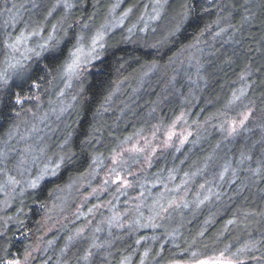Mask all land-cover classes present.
<instances>
[{
  "label": "trees",
  "instance_id": "16d2710c",
  "mask_svg": "<svg viewBox=\"0 0 264 264\" xmlns=\"http://www.w3.org/2000/svg\"><path fill=\"white\" fill-rule=\"evenodd\" d=\"M115 1L0 0V154L27 140L54 165L14 198L0 226V264L221 256L264 264V0H171L154 29L114 28L71 89L68 109L48 118L47 132L35 128L57 100L79 35L101 28ZM152 1L126 4L135 19ZM247 110L246 123L229 133L226 120ZM181 115L191 138L158 152L147 169L146 181L159 183L157 213L121 231L99 214L88 223L101 200L80 201L100 169L131 140Z\"/></svg>",
  "mask_w": 264,
  "mask_h": 264
},
{
  "label": "rangeland",
  "instance_id": "374dc122",
  "mask_svg": "<svg viewBox=\"0 0 264 264\" xmlns=\"http://www.w3.org/2000/svg\"><path fill=\"white\" fill-rule=\"evenodd\" d=\"M126 1L116 0L109 20L101 28L93 30V33L88 38H85L84 35H79L77 44L70 52L62 88L55 96L57 100L51 103L50 111H47L44 116L38 117V122L35 123L36 129L40 130L42 127L44 131H48V128H44L45 124L50 125L48 120L53 118L54 121H57L62 112L68 109L70 106L68 101L70 99L67 101V98L71 95V89L75 87L74 84L81 78L82 74L90 68L92 62L100 59L105 45V37L108 33L112 32L114 28H122L123 26H126L130 31L134 27V29L138 28L137 30L140 33L154 29L157 22L163 18L171 0H153L151 3L145 4L144 10L134 16L135 19H133L135 9L127 5ZM67 9L68 7L64 9L66 14L69 12ZM172 16L175 21L177 14L172 13ZM169 28L167 26L162 32L160 30L156 39H159L160 35L166 33ZM197 49L199 48L196 45L191 47L185 61L190 63V58L195 56ZM193 54L194 56H192ZM181 58L182 62L180 63L185 62L183 55ZM70 98H73V96ZM250 114L251 111L247 110L231 119H227L228 132L231 134L236 133L246 123ZM53 115L55 116L52 117ZM191 135L192 130L189 121L181 115L170 126H157L148 135L139 136L131 140L123 151H120L109 163L100 169L94 180L97 185H93L92 189L81 199L80 202L98 200L99 198L101 200L97 204V210L90 216L88 223H91L95 215L99 214L100 222L101 220L106 222L108 220L112 227L121 231L130 229L135 219H141L143 216H147L146 218L148 219L157 213L159 205L153 203V197H156L159 193L157 192L159 183L155 182L150 185L146 181L147 169L158 152L172 147L183 146L191 138ZM26 141L22 143L20 139L18 140V145L12 142L14 145H11L10 149L4 154H0L2 155V158H0V169L2 168L0 179L3 181L0 184L1 227L6 226V220L14 198L25 188H29L32 184L39 181L42 176H46L47 172L51 171L54 166L53 164L44 165L42 163L43 160L38 159L39 155L32 152L31 146ZM37 151L40 152V150ZM8 164L11 167H8ZM163 194L168 195V192L164 191ZM178 199H181V197L177 196V202ZM78 210L79 208L76 209V212L79 214L80 211ZM143 213L146 215H142ZM138 227L143 229L140 226ZM202 262L204 264H229L222 256L188 262L177 261L171 264H202Z\"/></svg>",
  "mask_w": 264,
  "mask_h": 264
},
{
  "label": "snow or ice",
  "instance_id": "6c2138e0",
  "mask_svg": "<svg viewBox=\"0 0 264 264\" xmlns=\"http://www.w3.org/2000/svg\"><path fill=\"white\" fill-rule=\"evenodd\" d=\"M202 264H204V262H202ZM229 264H231V262H229Z\"/></svg>",
  "mask_w": 264,
  "mask_h": 264
},
{
  "label": "bare ground",
  "instance_id": "6f19581e",
  "mask_svg": "<svg viewBox=\"0 0 264 264\" xmlns=\"http://www.w3.org/2000/svg\"><path fill=\"white\" fill-rule=\"evenodd\" d=\"M145 7V6H144ZM143 10H144V8H143ZM133 11V10H132Z\"/></svg>",
  "mask_w": 264,
  "mask_h": 264
}]
</instances>
